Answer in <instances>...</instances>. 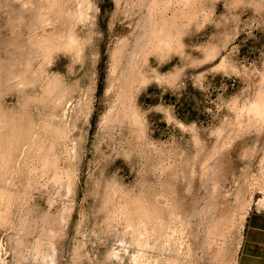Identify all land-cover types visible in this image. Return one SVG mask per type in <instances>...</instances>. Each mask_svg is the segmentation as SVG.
Instances as JSON below:
<instances>
[{
    "label": "rangeland",
    "instance_id": "obj_1",
    "mask_svg": "<svg viewBox=\"0 0 264 264\" xmlns=\"http://www.w3.org/2000/svg\"><path fill=\"white\" fill-rule=\"evenodd\" d=\"M263 201L264 0H0V264H237Z\"/></svg>",
    "mask_w": 264,
    "mask_h": 264
},
{
    "label": "crops",
    "instance_id": "obj_2",
    "mask_svg": "<svg viewBox=\"0 0 264 264\" xmlns=\"http://www.w3.org/2000/svg\"><path fill=\"white\" fill-rule=\"evenodd\" d=\"M237 264H264V212L256 210L246 221Z\"/></svg>",
    "mask_w": 264,
    "mask_h": 264
},
{
    "label": "bare ground",
    "instance_id": "obj_3",
    "mask_svg": "<svg viewBox=\"0 0 264 264\" xmlns=\"http://www.w3.org/2000/svg\"><path fill=\"white\" fill-rule=\"evenodd\" d=\"M84 1H85V0H84ZM87 1L89 2L90 0H87ZM25 3H26V2H25ZM28 3H29V2H28ZM30 3H31V2H30ZM83 3H84V2H83ZM81 4H82V3H81ZM84 4H85V3H84ZM90 4H91V3H90ZM90 4H89V5H90ZM78 5H79V4H78ZM79 6H80V5H79ZM85 6H86V5H85ZM91 6H92V5H91ZM89 9H91V8H89ZM89 9H88V10H89ZM41 12H42V11H41ZM83 16H84V15H83ZM89 16H90V15H89ZM86 19H87V18H86ZM147 28H148V27H147ZM149 28H150V27H149ZM160 28H161V27H160ZM168 40H169V39H168ZM121 41H122V40H121ZM159 41H160V40H159ZM161 42H162V41H161ZM167 43H168V42H167ZM174 44H175V43H174ZM163 47H166V46L163 45ZM169 47H170V46H169ZM164 49H165V48H164ZM166 49H167V48H166ZM166 51H167V50H166ZM113 60H114V59H113ZM134 68H135V67H134ZM16 81H17V80H16ZM262 111H263V110H262ZM261 113H262V112H261ZM258 202H259V201H258ZM258 202H257V203H258ZM260 202H261V200H260ZM263 202H264V201H263ZM261 203H262V202H261ZM260 205H262V204H260ZM258 206H259V205H258ZM258 208H259V207H258Z\"/></svg>",
    "mask_w": 264,
    "mask_h": 264
}]
</instances>
